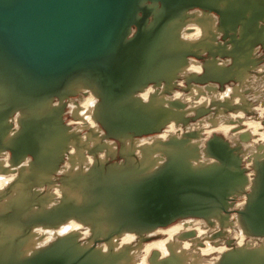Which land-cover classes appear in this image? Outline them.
Wrapping results in <instances>:
<instances>
[{"label": "bare ground", "instance_id": "bare-ground-1", "mask_svg": "<svg viewBox=\"0 0 264 264\" xmlns=\"http://www.w3.org/2000/svg\"><path fill=\"white\" fill-rule=\"evenodd\" d=\"M176 1H141L134 53L60 91L32 97L0 72V264H264V89L237 95L264 81V0ZM227 80L237 104L215 94ZM253 102L258 120L245 119ZM185 212L205 216L143 224Z\"/></svg>", "mask_w": 264, "mask_h": 264}, {"label": "water", "instance_id": "water-1", "mask_svg": "<svg viewBox=\"0 0 264 264\" xmlns=\"http://www.w3.org/2000/svg\"><path fill=\"white\" fill-rule=\"evenodd\" d=\"M141 1L0 0V72L32 97L62 90L76 72H104L123 47L134 53L125 33Z\"/></svg>", "mask_w": 264, "mask_h": 264}, {"label": "rangeland", "instance_id": "rangeland-1", "mask_svg": "<svg viewBox=\"0 0 264 264\" xmlns=\"http://www.w3.org/2000/svg\"><path fill=\"white\" fill-rule=\"evenodd\" d=\"M259 26H264V24L262 23V24H260ZM254 30H259L258 28H252V31H254ZM236 38H237V40H240L239 39V34H240V30L239 29H237V31H236ZM262 34H263V36H262ZM259 42H258V47H257V49H258V51H257V63H256V66L258 67V68H260V70H261V67H264V31H260L259 30ZM221 41H222V43H223V41H224V37H221ZM256 45V46H257ZM244 48H246L245 46L244 47H242V55H244V56H246V57H240V59L237 61L238 63H240V64H242V65H245V62H249L250 60H249V56H247V54H246V52L247 51H243V49ZM239 54H241V53H239ZM260 54V55H259ZM259 56V57H258ZM261 57V58H260ZM250 63L251 64H253V63H255L254 62V60H252V61H250ZM231 64H232V60H231ZM231 64L229 65V67L231 66ZM259 65V66H258ZM249 65H245V67H243V68H246V67H248ZM228 67V68H229ZM243 68H239V69H237V70H240V69H243ZM233 71V70H232ZM234 72V71H233ZM262 74H259V76H261V75H263L264 74V71H262L261 72ZM252 78V76L251 77H249L248 78V80H247V82L249 81V83L247 84L246 82V84L245 83H243L242 85H239V86H237V90L239 89V93L237 92V95H241L242 94V96L245 98V96H247L248 97V94L250 95L249 96V98L252 100L254 97H255V95H257L255 98H257L259 95H260V93H263V89H264V86L262 87V85H264V81L262 82V83H260V87H258L259 86V82H258V79H253V78H256L255 77V75L253 76V80H254V82L253 83H255V84H251L250 82H251V79ZM262 79H264V77L262 78ZM257 80V81H256ZM231 82V83H230ZM232 83H235V81L234 80H227V81H224L223 82V85H220L218 82H215L214 84H217L218 86H226L225 88H227V89H225L224 88V90H223V92H227V93H222V92H215V94H217V93H221V94H228L229 92H231V87H232V89L235 87V85L234 84H232ZM231 84V85H230ZM258 84V85H257ZM227 85H229V87L227 86ZM243 85H245V86H243ZM248 85H250V87H251V89H250V87L248 86ZM253 85V86H252ZM231 86V87H230ZM246 86H248V87H246ZM255 86V87H254ZM258 87V88H257ZM247 90H246V89ZM260 88V91L258 90ZM243 89H244V91H243ZM227 90V91H226ZM251 90V91H250ZM253 90H255L254 92H253ZM263 90V91H262ZM257 91H259V95L258 94H256L255 92H257ZM251 92H253V94L251 93ZM255 94V95H254ZM232 95V93H229V95H227V96H224V99L225 98H230L229 96H231ZM213 96V95H212ZM216 96V95H215ZM242 96H240L241 98H242ZM252 96H253V98H252ZM232 98H237V99H235L234 100V102L237 104L238 102H239V100H238V98L239 97H237V96H231ZM246 97V98H247ZM208 98H210V96H206L205 97V99L204 98H201L200 100H198V102L196 101V102H194L195 104L196 103H200V104H202V101H204V102H207V99ZM217 98V97H216ZM245 98V99H246ZM186 99H188V98H186ZM185 99V100H186ZM202 99H204V100H202ZM223 99V98H222ZM221 99V100H222ZM223 99V100H224ZM189 101H191L190 99H188ZM188 100H186V101H188ZM254 103H256V102H253V103H249V105H246V106H243L244 107V109L245 110H242V111H244V114H245V119L247 118H249V119H254V120H258V115H257V113L255 112H253L249 107L250 106H253L254 107ZM200 104H196V105H200ZM220 107H217L216 109H219ZM215 109V110H216ZM248 109V110H247ZM212 110V109H211ZM239 109H233V108H231V109H227V111H231V112H235V111H238ZM66 114H68V112H66ZM208 115V114H207ZM248 117H247V116ZM66 118H68L69 116L68 115H66L65 116ZM192 117H194V119L192 118ZM188 119H189V121H191V120H194V121H191V122H195L196 120V117L195 116H190V117H188ZM70 120H66V122L68 123ZM261 124H262V127H264V119L261 121ZM247 125L248 124H246V126H244V130H248V127H249V125H248V127H247ZM247 128V129H246ZM259 135H261V132H258V134L256 135L255 134V136H254V139H257V140H255V141H257V143H260V142H258L259 141ZM248 141V140H247ZM247 141H243V140H239L238 141V144L234 147V148H232L233 149V151H235V152H237L238 153V155L239 156H241V154H242V152H244V147H245V143L247 142ZM242 142V144H240ZM244 143V144H243ZM242 145V146H241ZM244 145V146H243ZM242 147V148H241ZM240 153V154H239ZM244 162H246V160H244ZM112 163H114V162H112ZM244 164V165H243ZM241 165H243V168H242V170H241V172L240 173H242V175L245 173V174H249L251 171H252V168H251V166H248V165H246L245 163H242L241 162ZM245 166V167H244ZM247 166V167H246ZM247 168V169H246ZM249 168V169H248ZM244 176V178H245V175H243ZM58 184H60L59 182H58ZM185 191H182L181 193H184ZM189 192H192V190H189ZM250 194V193H249ZM249 194H248V197H249ZM221 196V195H220ZM241 197V198H240ZM221 199L223 198V199H225V198H227V195L225 194L223 197H220ZM229 198V197H228ZM228 198H227V200H228ZM239 199V200H238ZM242 200V201H241ZM220 201H222V200H218V202H220ZM231 201H233L235 204H237V203H242L243 201H244V196H236V198L234 199L233 198V200L232 199H230V202ZM249 203L247 202V204H246V208L243 210V212L241 211H239L238 212V209L235 207V208H230L229 209V213L228 214H230V216H234V215H240V216H244V213H245V211H246V209H247V205H248ZM251 205V204H250ZM18 208V206L16 207V209ZM233 211V212H232ZM2 216L4 215V214H1ZM72 216H77V215H72ZM202 216H205V214L204 213H199V214H193L192 212H185L184 214L183 213H177V214H173V215H171L167 220H170V222H168L167 224H165V226H159V225H161L160 224V222L158 221V223L157 222H151L148 226H147V224L146 223H143L146 227H150L151 225H153L154 224V226H156L155 228H157V227H159V228H163V229H165V228H167V227H169L170 225H174V224H177L180 220H183V219H187L188 220V218H195V220H197L198 218H200V217H202ZM31 220V223H36V222H38V220H39V218H37V219H34V217L32 218V219H30ZM162 222V221H161ZM29 225H27L26 227H28ZM136 227H138V228H141V227H143V226H139V225H136ZM23 236H24V234H27V230H23ZM21 234V235H22ZM259 235H264V232L263 233H259ZM147 237V238H146ZM144 239H143V243H144V245L146 244V245H151V243H156V242H158V241H163V239H164V241L166 240V238L165 237H162V238H160L159 236L157 237V236H153V237H151V236H146ZM150 237V238H149ZM157 237V238H156ZM156 238V239H155ZM154 239V240H153ZM162 239V240H161ZM226 242H225V244H226V246L227 247H233L234 246V243H233V241H229V240H225ZM150 243V244H149ZM203 247V246H202ZM154 247L152 246V249L151 250H154L153 249ZM84 253H88V252H84ZM153 253V252H152ZM152 255V254H151Z\"/></svg>", "mask_w": 264, "mask_h": 264}]
</instances>
